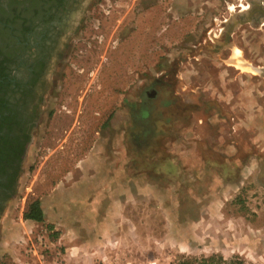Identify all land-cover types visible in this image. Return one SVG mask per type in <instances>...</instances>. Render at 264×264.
Returning a JSON list of instances; mask_svg holds the SVG:
<instances>
[{
  "label": "rangeland",
  "instance_id": "rangeland-1",
  "mask_svg": "<svg viewBox=\"0 0 264 264\" xmlns=\"http://www.w3.org/2000/svg\"><path fill=\"white\" fill-rule=\"evenodd\" d=\"M244 5L92 0L0 264H264V24L226 37Z\"/></svg>",
  "mask_w": 264,
  "mask_h": 264
},
{
  "label": "flooded vegetation",
  "instance_id": "flooded-vegetation-1",
  "mask_svg": "<svg viewBox=\"0 0 264 264\" xmlns=\"http://www.w3.org/2000/svg\"><path fill=\"white\" fill-rule=\"evenodd\" d=\"M91 3L0 0V229L19 196L25 163L45 123L48 97L59 89ZM262 18L264 13L252 23L264 24Z\"/></svg>",
  "mask_w": 264,
  "mask_h": 264
},
{
  "label": "trees",
  "instance_id": "trees-1",
  "mask_svg": "<svg viewBox=\"0 0 264 264\" xmlns=\"http://www.w3.org/2000/svg\"><path fill=\"white\" fill-rule=\"evenodd\" d=\"M24 218L38 222H43L45 220L44 210L41 206L40 200H35L29 204L28 209L24 213ZM185 264H245V262H243L239 257L226 260L223 256L213 255L196 262H188Z\"/></svg>",
  "mask_w": 264,
  "mask_h": 264
},
{
  "label": "water",
  "instance_id": "water-1",
  "mask_svg": "<svg viewBox=\"0 0 264 264\" xmlns=\"http://www.w3.org/2000/svg\"><path fill=\"white\" fill-rule=\"evenodd\" d=\"M264 0H250L251 6L249 9L240 12L238 15L231 18L228 24V30L226 31L227 35H231L232 31L237 28L239 25L247 22H255V16H259L261 13H264V8L262 7L261 2ZM262 23L264 18L261 19ZM224 42L223 44H226ZM264 72V71H262Z\"/></svg>",
  "mask_w": 264,
  "mask_h": 264
},
{
  "label": "bare ground",
  "instance_id": "bare-ground-1",
  "mask_svg": "<svg viewBox=\"0 0 264 264\" xmlns=\"http://www.w3.org/2000/svg\"><path fill=\"white\" fill-rule=\"evenodd\" d=\"M247 7H248V6L244 5V8H247ZM240 63H241V62H240ZM240 63H238V64H240ZM238 64H237V65H238Z\"/></svg>",
  "mask_w": 264,
  "mask_h": 264
}]
</instances>
